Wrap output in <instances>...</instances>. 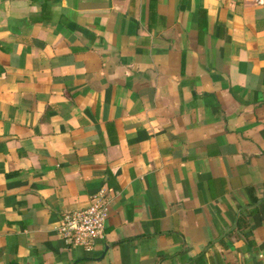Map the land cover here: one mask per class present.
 Listing matches in <instances>:
<instances>
[{
    "label": "crops",
    "instance_id": "crops-1",
    "mask_svg": "<svg viewBox=\"0 0 264 264\" xmlns=\"http://www.w3.org/2000/svg\"><path fill=\"white\" fill-rule=\"evenodd\" d=\"M105 190L106 235L62 215ZM264 0H0V264H262Z\"/></svg>",
    "mask_w": 264,
    "mask_h": 264
},
{
    "label": "built area",
    "instance_id": "built-area-1",
    "mask_svg": "<svg viewBox=\"0 0 264 264\" xmlns=\"http://www.w3.org/2000/svg\"><path fill=\"white\" fill-rule=\"evenodd\" d=\"M109 198L100 190L90 198L89 204L62 215L58 232L64 242L72 247L93 250L98 240L106 235V223L110 214ZM262 264H264V255Z\"/></svg>",
    "mask_w": 264,
    "mask_h": 264
},
{
    "label": "trees",
    "instance_id": "trees-1",
    "mask_svg": "<svg viewBox=\"0 0 264 264\" xmlns=\"http://www.w3.org/2000/svg\"><path fill=\"white\" fill-rule=\"evenodd\" d=\"M34 2H40L42 7L46 11L51 8L53 5L60 3L61 0H33Z\"/></svg>",
    "mask_w": 264,
    "mask_h": 264
}]
</instances>
